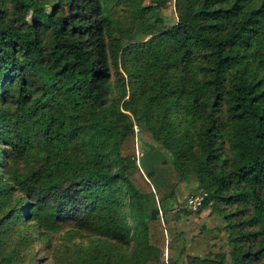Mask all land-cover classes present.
Wrapping results in <instances>:
<instances>
[{
    "label": "trees",
    "instance_id": "obj_1",
    "mask_svg": "<svg viewBox=\"0 0 264 264\" xmlns=\"http://www.w3.org/2000/svg\"><path fill=\"white\" fill-rule=\"evenodd\" d=\"M39 1L0 0V264H34L22 251L46 237L51 264L175 246L134 124L206 194L183 212L228 232L230 261L181 240L161 264H264V0Z\"/></svg>",
    "mask_w": 264,
    "mask_h": 264
},
{
    "label": "rangeland",
    "instance_id": "obj_2",
    "mask_svg": "<svg viewBox=\"0 0 264 264\" xmlns=\"http://www.w3.org/2000/svg\"><path fill=\"white\" fill-rule=\"evenodd\" d=\"M52 0H41L34 7L48 4ZM148 0H146L147 2ZM163 13L169 17L170 20H174L176 17L173 2L169 3L163 10ZM133 122L135 123L134 119ZM134 130L137 132V149H138V162L142 172L146 173L147 170H153L154 176L150 183L154 189L153 195L156 198L167 195L171 190V196L168 198L169 211L172 216L178 219L174 221V229L168 231V235L171 238V242L179 247L181 240L185 241V245L196 246L191 251L199 258H216L217 254H226V260L230 261L229 251L230 247L227 244L228 232L224 227V221L221 216L209 215V208L202 210L200 213L194 212L186 214L184 210H187L184 206L185 199L193 194V186L186 188L183 183L180 182L179 176L173 169L170 163V154L160 146L159 143L153 141L152 137L145 130L139 129L134 124ZM181 203V204H179ZM183 208V209H182ZM65 229L55 233L52 238L53 244L61 243V236L64 235ZM47 237L33 241L28 248H25L22 252L28 253V256L32 258L34 264H51L52 262V249L48 247L46 242ZM78 242L79 238L72 239ZM169 249L170 254L174 253V250L178 248ZM189 246V247H190ZM190 252V251H189ZM194 264H199L195 262Z\"/></svg>",
    "mask_w": 264,
    "mask_h": 264
},
{
    "label": "built area",
    "instance_id": "obj_3",
    "mask_svg": "<svg viewBox=\"0 0 264 264\" xmlns=\"http://www.w3.org/2000/svg\"><path fill=\"white\" fill-rule=\"evenodd\" d=\"M205 195V193H198L188 196L185 202L186 206L192 211H196L202 205Z\"/></svg>",
    "mask_w": 264,
    "mask_h": 264
},
{
    "label": "crops",
    "instance_id": "obj_4",
    "mask_svg": "<svg viewBox=\"0 0 264 264\" xmlns=\"http://www.w3.org/2000/svg\"><path fill=\"white\" fill-rule=\"evenodd\" d=\"M187 254H188V253H187ZM169 255H170V251H169V249H168V248H165L164 251H163V253H162V257H160V259H157L158 262L155 261V263H156V264H161L163 261H164V262H167V259H168ZM178 262H179V263L182 262V258H181V257H180V259L178 260Z\"/></svg>",
    "mask_w": 264,
    "mask_h": 264
}]
</instances>
